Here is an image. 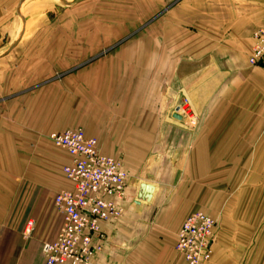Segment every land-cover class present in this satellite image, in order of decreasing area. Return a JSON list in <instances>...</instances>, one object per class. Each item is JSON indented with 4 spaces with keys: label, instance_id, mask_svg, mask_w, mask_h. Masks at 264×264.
Listing matches in <instances>:
<instances>
[{
    "label": "crops",
    "instance_id": "obj_1",
    "mask_svg": "<svg viewBox=\"0 0 264 264\" xmlns=\"http://www.w3.org/2000/svg\"><path fill=\"white\" fill-rule=\"evenodd\" d=\"M14 12L0 20V264H45L55 196L72 189L49 135L77 128L129 175L96 264H186L177 235L197 212L219 219L213 264H264V69L248 63L264 0H0ZM184 99L196 126L174 118Z\"/></svg>",
    "mask_w": 264,
    "mask_h": 264
},
{
    "label": "built area",
    "instance_id": "obj_2",
    "mask_svg": "<svg viewBox=\"0 0 264 264\" xmlns=\"http://www.w3.org/2000/svg\"><path fill=\"white\" fill-rule=\"evenodd\" d=\"M252 38L248 63L264 69V26ZM174 113L196 126L197 117L187 99ZM49 140L71 157L63 173L72 189L55 196L54 207L63 224L56 240L43 245L45 264H96L107 241L102 224L119 221L124 215L129 175L122 161L103 154L98 142L87 138L80 128L51 133ZM32 226L30 222L26 235L31 234ZM216 227L217 220L203 212L186 217L175 246L186 264H213Z\"/></svg>",
    "mask_w": 264,
    "mask_h": 264
},
{
    "label": "rangeland",
    "instance_id": "obj_3",
    "mask_svg": "<svg viewBox=\"0 0 264 264\" xmlns=\"http://www.w3.org/2000/svg\"><path fill=\"white\" fill-rule=\"evenodd\" d=\"M57 10H56V12H55V16H56V18L57 19H63L64 18V6L63 5H60L59 4V2H57ZM53 15L54 14H52L50 17L51 18H53ZM81 15V13L78 11V12H76V13H74V16H77V17H79ZM8 17H13V18H15V19H18L19 20V14L17 13V12H14V13H11V14H6V13H0V20L1 19H6V18H8ZM0 36H1V34H0ZM196 115V114H195ZM217 220V223L219 222V219H216ZM216 242H217V239H216ZM217 244V243H216ZM216 244H215V246H216Z\"/></svg>",
    "mask_w": 264,
    "mask_h": 264
},
{
    "label": "water",
    "instance_id": "obj_4",
    "mask_svg": "<svg viewBox=\"0 0 264 264\" xmlns=\"http://www.w3.org/2000/svg\"><path fill=\"white\" fill-rule=\"evenodd\" d=\"M174 118L177 120H182V117L176 113L174 114ZM140 190L141 193L139 194V200L149 199L153 191V186H150L148 184H142Z\"/></svg>",
    "mask_w": 264,
    "mask_h": 264
}]
</instances>
